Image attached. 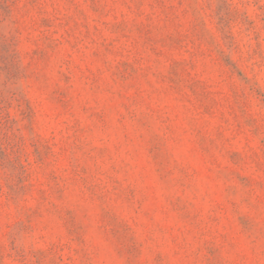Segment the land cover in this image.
I'll return each mask as SVG.
<instances>
[{
	"label": "rangeland",
	"instance_id": "374dc122",
	"mask_svg": "<svg viewBox=\"0 0 264 264\" xmlns=\"http://www.w3.org/2000/svg\"><path fill=\"white\" fill-rule=\"evenodd\" d=\"M0 264H264V0H0Z\"/></svg>",
	"mask_w": 264,
	"mask_h": 264
}]
</instances>
